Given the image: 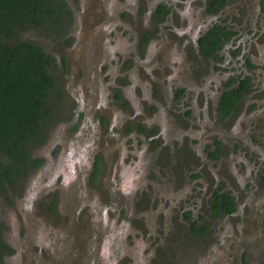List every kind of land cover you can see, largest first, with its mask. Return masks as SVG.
Instances as JSON below:
<instances>
[{
    "label": "rangeland",
    "instance_id": "374dc122",
    "mask_svg": "<svg viewBox=\"0 0 264 264\" xmlns=\"http://www.w3.org/2000/svg\"><path fill=\"white\" fill-rule=\"evenodd\" d=\"M71 1L68 31L76 47L98 1L107 4L100 23L108 29L83 40L85 69L56 71L69 94L50 142L35 147L44 164L13 189L11 201L0 198L6 261L150 264L165 254L167 264H245L228 240L195 231L185 212L221 232L240 222L253 242L264 240V211L257 208L264 198V54L255 55L262 63L254 69L239 55L226 56L227 49L219 60L203 58L194 34L215 16L204 0L196 7L194 0ZM156 1L173 7L166 22L148 10ZM148 31L153 39L143 43ZM20 35L44 45L62 66L71 63L63 60L71 54L65 35L52 27ZM253 38L247 53L259 44ZM90 72L99 98L92 92L98 100L84 103ZM243 75L253 77L252 91L232 116H218L221 91ZM218 184L241 195L245 205L235 215L211 216L208 200ZM260 256L246 263L264 264V247Z\"/></svg>",
    "mask_w": 264,
    "mask_h": 264
},
{
    "label": "trees",
    "instance_id": "16d2710c",
    "mask_svg": "<svg viewBox=\"0 0 264 264\" xmlns=\"http://www.w3.org/2000/svg\"><path fill=\"white\" fill-rule=\"evenodd\" d=\"M68 13L66 0H0V153L8 160L7 168L42 162L31 151L45 140L48 126L56 119L57 104L65 95L53 72L59 66L56 57L42 45L22 39L20 33L48 27L59 30ZM228 39L224 27L212 26L200 37L199 46L204 55H210ZM248 80L240 78L239 84L222 93L220 117L237 109L251 89ZM215 197V209H234L232 196L216 192ZM0 264L7 263L1 260Z\"/></svg>",
    "mask_w": 264,
    "mask_h": 264
},
{
    "label": "flooded vegetation",
    "instance_id": "af4514ba",
    "mask_svg": "<svg viewBox=\"0 0 264 264\" xmlns=\"http://www.w3.org/2000/svg\"><path fill=\"white\" fill-rule=\"evenodd\" d=\"M68 3V7L70 8V13H68L67 18H65V21L63 23V25H61L59 27V30L61 31V33L59 32V30L55 29L54 27H52L58 34H64L65 35V40L62 42V46H67V50L69 52H71L70 56L69 55H64L65 57L63 58V60L65 59L66 63H67V59L66 57H68L69 59L71 58V63L70 60L68 61V64L66 66H62V63H59V66L57 69H54L55 71V75H56V71L61 67L62 70H66L68 71L69 68H71V64L74 65L72 67V69L68 72L70 75L75 74L77 72H75V70L78 68V66L82 67L83 69H85V66L82 65L81 63H79V57L81 56L82 53V47L84 45L83 40H85V38H87L88 40H90V37H97L99 39V36H102L103 32L102 29L104 30L106 28V30L108 29V24L105 23H100V19L104 18V7L107 5L105 1H98L97 5H95V7H93V10H89L92 14H90V20L87 22L85 19L83 21L84 23V27L86 26V24H89V34L87 35V31L88 29H86V33H82V36L80 38H77V47L75 46L76 43H74L72 41V38L69 36L70 32L68 31V22H70V17L71 15H74V12L72 11L71 8V4L73 3L71 0H66ZM86 1V0H84ZM207 1L206 3L208 4V9H210L213 14L215 15L213 17V19H209L207 21V24L204 25H200L198 26V28L196 29V33L194 34V38H195V42H196V47H197V51L199 52V54L203 57V58H214L219 60L220 58L224 57L223 54L226 52L224 50L227 49V55L229 54L232 56L234 55H239V57H241L242 59L246 60V64L250 65L251 67L257 68L258 64H261L262 61H259L255 55H257L258 53L260 55L264 54V1L263 0H204ZM96 4V3H95ZM191 5V3H190ZM87 5H85L84 2V9ZM193 7H196V3L194 0V4ZM164 9V10H163ZM149 11L155 13V16L157 19L166 22V20L169 19V16L171 15L172 11H173V7L171 6V4L166 3L165 1L162 2H155L153 3L152 6H150L148 8ZM86 11V10H85ZM228 14V17H227ZM190 20H188L187 23H189ZM212 26H220V27H224L225 28V33L228 36V40L225 42V44L222 45V47L218 50H216L213 54L210 55H204V53L202 52L200 46H199V39L200 37L207 32V30L212 27ZM259 28V30H257ZM256 34V39L258 40L259 44L257 42H255V47L253 48V51L251 53H247L248 49L251 48V45L246 43V39L248 38L249 43H254V38L253 35ZM153 33H149L145 32L142 33V35L140 36V41H142L143 43L145 42H150L153 39ZM152 37V38H151ZM85 42V41H84ZM148 42V43H149ZM45 50L47 52H49L46 47L44 45H42ZM75 49V50H72ZM51 53V52H50ZM54 56H56L54 53H52ZM61 60V59H60ZM119 64V63H118ZM117 64V65H118ZM101 68H103V65L100 66ZM106 69H109V62H108V67L106 66ZM161 70L164 72L163 67L161 68ZM92 72V71H91ZM91 72L88 74V77L86 80L89 81V88L86 89L88 90L86 93H88V97H84L83 101L84 103L87 102H95L98 99L96 98V96L91 95L93 90H95V87L92 85L91 80H89V76L91 74ZM72 73V74H71ZM112 76L114 77H118L119 74L115 73ZM68 78V76H67ZM240 78H248L249 82H250V87L251 89L246 92L243 96V98L240 100V102L245 98V96L252 91L253 87H254V79L253 77H251L250 75H243L241 77H239L237 80H234L230 83V81L226 84L225 88L221 91L219 98L217 100V104H216V112L219 115V111H218V106H219V101H220V97L222 95V93L229 89L232 86H235L237 84H239V79ZM84 82H81L78 84V86H75L76 88H82V84ZM57 87H60L64 90L65 95L62 98V101L59 102V104H57L58 110L56 111V115L55 118L50 125L47 128V132H46V136H45V140L41 143V144H45V143H49L50 142V128L51 125L53 123H55L58 118L61 116V112H63V105H64V101L66 96L69 94V90H68V85L65 84L64 86L61 85L59 79L57 78ZM75 87H73V89H71V93L73 94V92L75 91ZM90 90V91H89ZM96 91V90H95ZM94 93V92H93ZM98 96V92L94 93ZM239 102V103H240ZM90 103V104H91ZM239 106V105H238ZM238 108V107H237ZM237 110V109H236ZM234 110L232 112V114H230L229 116L226 117H230L232 116L235 111ZM224 117V118H226ZM143 129V126L141 127ZM40 145V144H38ZM38 145H35L38 146ZM33 148L31 151V154L34 158H42L41 156L37 155V153L34 152V150L36 148ZM114 152V151H113ZM112 152V153H113ZM2 155H4V153H0V198H3L6 202L4 204H7V201H11L12 198V192L14 191L13 189L16 187H20L22 186L23 181L25 178H27L28 174L33 171L34 169H38L41 166H43L44 164V159L42 158V162H33L31 163L30 167H26V166H22V167H14V168H7V163L8 160L4 157H2ZM100 169V167H99ZM257 172V170H256ZM69 174H64V182H69L70 179ZM258 184L264 188V171L263 173H259L258 176ZM216 192L218 193H226L229 196H232V199L234 201L235 207L233 210L229 211V212H224L222 210H218L215 209L216 207V203L215 200L217 199L216 196ZM240 194L237 195L236 192H234L233 190H230L229 187H225V186H221L220 184H218L216 186V188L211 192V198L208 200V202H210V214L211 216H213L214 218H220L221 216H228V215H235L239 209H241L242 206H244L245 204H241L239 198H240ZM257 208L261 209L262 211H264V198H262V201L258 203ZM1 206H0V261L2 260L3 262L9 264L6 261V253L8 251V247L9 245L7 244L8 241L6 239L5 236V227H4V221L2 219V214H1ZM186 211V210H185ZM193 212L191 209H188L185 212V216L188 219V221L191 223V225L193 226V229L197 232L201 231V234H208L209 232L212 233V235H215L217 237V239L220 241V243H225L226 240H228V243H232V246L234 248V250L237 253H242V260L244 261L245 264H247L246 262L253 257V259H258L262 256H260L262 254V248L264 247V240L262 241H252V237L247 233L246 230H242V227L244 226V224L237 222L236 223V230L234 231H224L221 232L219 230V227H211V223L207 220L204 219V223H200L197 220H194L195 217L192 216ZM248 220V219H247ZM246 220V221H247ZM257 225H260V221L256 222ZM165 225V223H164ZM253 229V225H251V227H248ZM249 247V248H247ZM247 248L244 253L242 251V249ZM254 251V252H253ZM157 253V252H156ZM247 255H250L249 258L247 257ZM259 256V257H257ZM165 254L158 256L157 260L151 259L150 260V264H167L165 261ZM122 261H119V264H121ZM105 264V263H103ZM116 264V263H115ZM118 264V263H117ZM173 264H180V263H173ZM219 264V263H217Z\"/></svg>",
    "mask_w": 264,
    "mask_h": 264
}]
</instances>
